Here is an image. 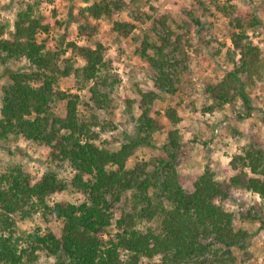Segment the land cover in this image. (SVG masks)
Segmentation results:
<instances>
[{
    "label": "trees",
    "instance_id": "16d2710c",
    "mask_svg": "<svg viewBox=\"0 0 264 264\" xmlns=\"http://www.w3.org/2000/svg\"><path fill=\"white\" fill-rule=\"evenodd\" d=\"M140 1L94 0L70 13L72 18L54 19L51 24L41 6L54 0H16L13 18H0V66L7 73L0 87V140L22 139L49 150L47 168L40 176L15 162L0 170V264H34L39 252L53 257L56 264H143L144 259L146 264H227L233 259L232 248L246 253L249 231L235 226L234 214L223 202L239 189L257 193L264 203V147L252 142L240 146L230 155L232 173L226 179H218L206 164L192 191L184 188V177L177 170L183 120L178 108L183 100L162 112L153 106L163 101L162 94H176L188 61L186 48H192L187 32L176 31L182 26L168 12L156 18L133 13L136 21L152 19L158 31L156 38L148 33L134 38L140 41L136 55L154 75L147 90L137 87L136 99H124L123 117L133 126L125 141L117 148L111 146L118 141L115 136L96 143L107 128L116 129L111 120L99 121V111L116 114L111 94L118 78L111 71L113 60L105 56L107 46L93 36L99 21L106 20L118 37H127L136 25L116 19V14L137 7ZM212 1L214 9L228 17L230 43H220L209 54L223 52L231 67L220 78L204 83L205 98L199 108L193 101L184 105L212 115L241 99L246 113L238 117L243 119L254 109L246 87L257 81L264 86V48L248 36V30L262 21L238 18L234 4ZM55 16L52 9L51 17ZM71 21L81 36L92 38L91 44H77L66 31L60 32ZM52 30L54 45L49 46L47 35ZM20 60L25 65L12 69ZM67 77L73 78L78 91L87 90L88 100L61 89L60 81ZM261 121L264 126V117ZM156 133H165L159 152H155ZM141 148L151 149V155L128 165ZM62 169L69 175L61 176ZM71 190L83 195L80 203L48 204L52 195ZM119 201L129 209L115 217L114 205ZM35 214L61 219L60 235L41 233L38 228L19 232L18 222ZM242 219L259 221L264 228V217L248 212ZM152 221L154 227L147 225Z\"/></svg>",
    "mask_w": 264,
    "mask_h": 264
},
{
    "label": "rangeland",
    "instance_id": "374dc122",
    "mask_svg": "<svg viewBox=\"0 0 264 264\" xmlns=\"http://www.w3.org/2000/svg\"><path fill=\"white\" fill-rule=\"evenodd\" d=\"M94 0H54L53 3H44L41 6V12L50 18L53 24L54 19L66 21L68 16L75 14L77 9L85 6ZM206 8L202 7L197 0H141L137 5L130 6L128 9L116 14V19L132 21L136 28L127 37H118L112 25L106 20H100L97 26L94 38L107 46L105 56L113 60L111 71L118 78V83L114 87L111 94L112 104L115 106V115L99 111V121L105 122L111 120L116 129L107 128L101 133L100 140L96 141L99 145L103 139H109L115 136L118 141L111 143L113 148H117L119 144L125 141V138L133 130V126L124 118V99H136L138 97L135 92L137 87L143 90L151 85V78L154 72L148 67L147 63L136 55L135 50L139 47L140 41L134 39L142 37L144 33H148L152 38H156L158 31H155L152 19H145L144 22L136 21L132 18L133 13H139L158 17L162 12H168L172 19L176 21L182 29L177 32L186 33L189 36L192 48H186L188 61L183 66L185 70L181 72L178 83V91L174 96L162 94L163 101L157 100L154 103V109L162 110L169 105H174L177 101L183 100L178 108V113L182 116V148L177 157V170L183 175V186L186 190L192 191L193 181L196 176L202 172L206 164H209L215 171L218 179H226L232 172L229 169L228 161L232 152L238 150L240 146L252 142L257 147H264V126L261 118L264 117V86L262 82H256L253 86H247L246 92L250 98L253 110L248 117L239 119V114L246 113L241 99H238L232 105H225L219 112L212 115L193 112L185 107L184 102L193 101L195 107H200L205 98L203 93L204 83L207 80H215L220 78L223 73L228 70L231 65L224 58L221 52L218 56L210 55V49L214 50L220 43H230L228 39L229 25L228 17L218 13L213 6L212 0H199ZM220 3L230 2L236 6L235 16L241 19L255 17L262 21V25L255 29L248 30V36L252 42L261 49L264 48V0H216ZM16 0H0V18L5 17L9 20L13 18V11ZM153 8V10L151 9ZM56 9V16L51 17V10ZM188 12L192 13L193 19L199 20L200 25H196ZM71 18L73 15L70 16ZM67 28L60 29V32L66 31L70 40H74L77 44H91V39L86 40L78 32L77 25L73 21L67 23ZM158 28V27H157ZM52 30L49 36V46L54 45ZM160 33V32H159ZM46 36V35H41ZM196 48L197 52L193 49ZM67 55V54H66ZM78 63L81 60L77 58ZM25 60L17 61L12 69L22 68ZM6 67L0 66V87L7 79ZM60 87L69 92H77L85 100H88L89 93L85 89L80 92L75 88L72 77L63 78L60 81ZM1 93V92H0ZM83 110L82 107H79ZM63 113V108L58 109ZM134 114L136 116L137 109ZM125 125V126H124ZM98 129V128H96ZM235 130V131H234ZM155 152L160 151V146L165 138V133H156ZM48 148L37 147L18 140H0V170L9 162H15L22 165L24 171L40 176L42 171L46 169L45 162L48 154ZM152 150L149 148H141L135 159H130L128 165H132L135 160L142 157H149ZM69 171L62 169L61 176L69 175ZM246 190H236L230 199L223 202L226 210L234 214L235 226L245 227L249 231L247 238L246 253L238 248H232L233 259L227 264H264V228H261L259 221L251 219H242L243 215L248 212L256 217H264V203L260 197H255ZM66 200L74 204H78L83 200V195L74 190L63 191L52 195L48 204L54 201ZM115 217L119 216L122 209L128 210V206L123 201H119L114 205ZM155 221L148 222L147 225L154 227ZM19 232L25 230L30 231L38 228L39 232H52L60 235L62 221L54 215L47 214L42 219L39 214L33 215L31 219L18 222ZM142 227V223L139 224ZM105 238L106 235L103 234ZM249 255V256H248ZM156 258L154 259V261ZM55 259L39 252V258L34 264H56ZM147 261L144 259L143 264Z\"/></svg>",
    "mask_w": 264,
    "mask_h": 264
},
{
    "label": "built area",
    "instance_id": "2783aa9c",
    "mask_svg": "<svg viewBox=\"0 0 264 264\" xmlns=\"http://www.w3.org/2000/svg\"><path fill=\"white\" fill-rule=\"evenodd\" d=\"M248 193H251V192H248ZM249 195H252V196H255V197H259V195L257 193H252V194H249Z\"/></svg>",
    "mask_w": 264,
    "mask_h": 264
}]
</instances>
